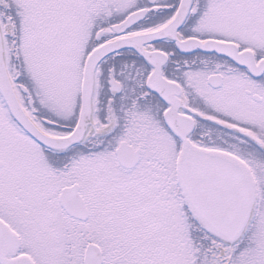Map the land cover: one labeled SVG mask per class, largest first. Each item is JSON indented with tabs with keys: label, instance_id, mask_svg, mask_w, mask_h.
Masks as SVG:
<instances>
[{
	"label": "snow or ice",
	"instance_id": "1",
	"mask_svg": "<svg viewBox=\"0 0 264 264\" xmlns=\"http://www.w3.org/2000/svg\"><path fill=\"white\" fill-rule=\"evenodd\" d=\"M0 264H264V0H0Z\"/></svg>",
	"mask_w": 264,
	"mask_h": 264
}]
</instances>
